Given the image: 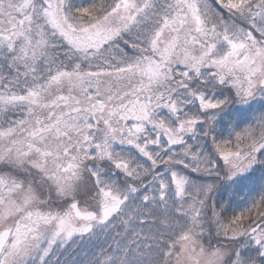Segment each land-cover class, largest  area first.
<instances>
[{
	"label": "snow or ice",
	"instance_id": "1",
	"mask_svg": "<svg viewBox=\"0 0 264 264\" xmlns=\"http://www.w3.org/2000/svg\"><path fill=\"white\" fill-rule=\"evenodd\" d=\"M0 264H264V0H0Z\"/></svg>",
	"mask_w": 264,
	"mask_h": 264
}]
</instances>
